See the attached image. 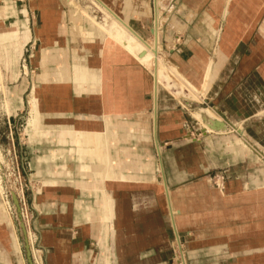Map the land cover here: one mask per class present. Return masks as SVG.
Wrapping results in <instances>:
<instances>
[{"label": "crops", "instance_id": "obj_1", "mask_svg": "<svg viewBox=\"0 0 264 264\" xmlns=\"http://www.w3.org/2000/svg\"><path fill=\"white\" fill-rule=\"evenodd\" d=\"M7 1L0 4L26 17L18 0ZM65 1L39 0L32 10L36 113L28 126L50 140L29 129L27 151L15 143L35 183L27 199L45 264H171L177 240L187 264H264V0H185L190 10L178 13L182 20H195L206 3L197 17L205 29L199 33L198 21L167 55L195 87L208 70L210 105L260 153L235 143L223 161L215 158L226 169L219 189L201 178L212 167L198 144L179 140L183 119L175 99L162 90L153 97L149 72L115 56L118 49L93 31L96 39L83 44L70 18L86 20ZM95 1L144 40L152 36L147 0H128L125 10V0ZM157 29L167 41L162 25ZM17 36L0 25L2 59L13 54ZM14 72L16 80L7 82L17 81ZM58 87L65 94L57 95ZM24 91L14 116L24 108ZM69 137L80 142L66 143ZM10 222H0V264H28L19 222Z\"/></svg>", "mask_w": 264, "mask_h": 264}, {"label": "rangeland", "instance_id": "obj_2", "mask_svg": "<svg viewBox=\"0 0 264 264\" xmlns=\"http://www.w3.org/2000/svg\"><path fill=\"white\" fill-rule=\"evenodd\" d=\"M38 1L39 0H18V3L21 4L20 8L23 7L26 13V17L23 18L20 17L18 18L17 16V13L20 11V9L16 11L12 7L9 8L8 4L5 9H0V25H3V27L8 30L18 32V36L15 39H13L14 41L12 43L15 52L13 54L15 55L14 57H16V60L13 63L12 71L14 72L15 70H17V73L19 74V77L16 82H7L6 80H9L7 78H9L10 72L5 70L4 68L0 69L1 70L0 73V85H1L0 86V185L2 187V191L0 194V206H3V210H4L3 212L6 218L5 223H7V226L10 225L11 223L10 218L13 221V223L16 225L18 219H17L15 207L12 203L11 193H14L17 196V198H19L18 199L19 205L23 210V216H24L23 222L25 221L27 230L29 232L33 254L35 257L34 258L35 262H37V264H45L44 256H43L44 253L43 251H41L42 249L40 248L39 245V237L33 228L34 216L31 211L29 201L27 199V195L35 191V187H34L35 183H33V180L31 179V173H32L31 169L29 168L27 162L20 157V150L17 148L15 144V143H21V145H23V147L25 148V151H27L25 145L27 143L28 134H29L28 132L30 131L29 129H31L28 126V121L29 119H31L32 116V114L30 113L31 110L29 103L31 98L30 93L34 86V83L32 84L33 76H35L36 73L35 68L32 64V59L35 56V45H36V42L34 41L32 35L34 31L33 29H34V21H35V15L32 10H34V12L36 11ZM126 1L128 2V0L122 1L123 2L122 4H124L122 5L123 10H125V8H127L128 6V3H125ZM7 2H9V0ZM184 2L185 0H147V3H145L151 15L153 16L152 26L154 27L155 24L154 13L157 12L158 13L157 25L159 26V27L157 26V28L160 29L162 25L164 34L168 36L167 41H162L161 39H158V37L156 39L158 44L157 45L158 56L160 57L162 62L166 64L165 65L166 68L168 66H173L170 62H168L167 55L169 54L170 51H175L182 47L187 37V34L189 35V31L192 30V26L196 25L198 21H201V27H200L201 29L199 33L200 34L203 33V30L205 29L204 26L205 22L202 21V19L201 20L198 19L197 17L202 16L201 13H203V11L206 9V3H204L199 9H197L198 12L197 10H195V17L198 15L195 18V20H188V19L182 20L181 15L178 13L185 12L186 10H190L188 9L189 5L187 7V5ZM65 6L67 7V10H69L70 12L71 7L66 3V1H65ZM77 6L78 9L79 7L83 9L85 6H88V9L90 10L89 12L92 15H94V17H96L97 20L100 23H102L105 28L109 27L112 24L110 19H107L105 17L104 13L99 11L98 13L95 12L96 9L94 8V6L91 5L90 0H78ZM0 8H1V4H0ZM102 16L107 19V22L104 20L103 23L101 20H99ZM176 16L179 17L180 20L177 19ZM70 20L75 28V31L78 30L82 34L81 38L83 44H85L86 41H91L93 39H96L95 37L92 36L93 27L90 24H88L86 21L81 20L80 22H78V24H75L71 18ZM13 21H17V24H15L14 26L11 25ZM152 40H153L152 36L148 35L147 39H145L144 41L151 44L153 43ZM79 41H81V39ZM101 46L106 47L104 43H101ZM106 55L108 57L109 53H107ZM129 60L132 61L131 58ZM17 63H19L18 68L14 67L17 65ZM62 72L64 74L66 73V71L64 70H62ZM26 86L27 88L24 91ZM56 89H57L56 91L57 95L65 94L64 88L58 87ZM48 90H49V85L46 83V86L43 90L44 95L49 96ZM52 90L54 91L55 88L53 87L50 89V91ZM23 91H24L23 94L24 108L18 112V116H14V111L16 107L18 108L21 107V99H22L21 94ZM199 98L202 99V102L200 104L181 98L180 95L178 94L174 98L178 104L179 110L182 113V119H183L181 121L182 122L181 129L183 133L179 140H183L184 143L187 141L189 143L196 142L198 144V147L200 148L199 151L200 152L202 151L203 153L202 157H203V161H205L204 163L206 168L208 167L207 166L208 162H209V166L212 167L209 171L206 170L204 173H202L201 178L204 180L205 186L209 185L211 187L219 189L220 187H222V183L225 178L226 169L222 167V163L216 164L214 162L215 158L219 160L220 157L221 161H223L225 158L222 155L225 153V151L227 152L228 149L231 148V146L236 143L235 138H241L240 137L241 132L234 126L230 125L224 119V117L220 116L217 111L215 112V110L214 112L216 113L217 117L220 119L219 122L222 123V125L223 124L224 125L221 126L220 129L216 128L214 131H206V129L203 130V126L201 125L200 121L194 117V114L198 112L197 107H204V106L212 107V106L210 105L206 96L199 95ZM215 122L216 124H219L217 121ZM31 130L33 131V129ZM177 134L179 135L178 131L171 132V135H177ZM32 137L48 140V138L40 137L39 134L38 135L35 134L34 131L32 133ZM216 138L217 139L223 138V141L225 140L226 141L225 142L222 141L218 143L216 141ZM79 142H80L79 138L77 137L76 138L69 137L68 140L66 141V143H79ZM167 143H175V142L169 140ZM243 143H245V141H243ZM247 147L250 154L256 155L257 150L252 143H248ZM257 155L259 156L260 153L257 152ZM259 159L261 158L259 157ZM156 175L159 178L158 181H160L161 175L158 170L156 171ZM105 200H104L105 202L107 203L109 202L108 204L110 205V208H112V201L110 197H108V195ZM173 213L175 212H172V214ZM7 214L9 215L10 218L8 217ZM104 220L107 221L106 216H104ZM10 229L11 227L9 228V230ZM7 234L12 238V241H14L13 243H15V239H14L15 237L13 235V232L10 231ZM182 246L183 244L181 243L180 245L178 240L176 243H174V247L172 251L173 258L170 261L171 264H181L180 263L181 258H183L184 263L187 264L185 260V253L184 250L182 249Z\"/></svg>", "mask_w": 264, "mask_h": 264}, {"label": "bare ground", "instance_id": "obj_3", "mask_svg": "<svg viewBox=\"0 0 264 264\" xmlns=\"http://www.w3.org/2000/svg\"><path fill=\"white\" fill-rule=\"evenodd\" d=\"M66 1L71 7L70 12H72V15L76 14V15L82 16L93 27V32L96 35H99L100 37L104 38V42L106 43V45L113 46L118 49L116 52L114 51L115 56L117 55V52H118L121 56L124 55V56H127V58H131L132 60H134L139 66L144 68V70L145 69L148 70L149 75H151L152 77V88L151 89H152L153 97H155V94L157 93L158 89H160L163 92H165L167 95L173 98H175L176 95L178 94L180 95L181 98L190 100L192 102L199 103V104L202 102V99L199 98V95L205 96V92H206L209 78H210L208 70L206 69L204 71L200 85L195 87L191 85L187 81V79H185V77H183L181 73L174 66H168L167 68L165 67L166 64H164L162 60L160 59V57L158 56V47H157L158 44L156 41L157 34H158V30H157L158 13L157 12H155V15H154L155 24H154V28L152 29V39H153L152 42L153 43L150 44L144 41L143 39H141L135 32H133L132 29L129 28V26H127L128 24L126 25V23L118 19L114 15V13H112L110 9L109 10L104 9L102 7L104 5L101 4L102 2L98 3L95 0H90L91 5L94 6V8L96 9L95 12L98 13L99 11V12L104 13L105 17L107 19H110V21L112 22V24L106 28L104 27L102 23H100L97 20L96 17H94V15H92L89 12L90 10L88 9V6H85L83 9L79 7L78 9V6H77L78 0H66ZM0 9H5V6L1 4ZM103 16L99 20H101L102 22L105 20L107 22V19L104 18ZM0 50H1V43H0ZM13 53L15 52L13 51ZM5 55H6V58L4 57L3 59L1 58V55H0V69L4 68L5 70H9L10 76L7 79L14 81L16 80L17 74L16 72H13L12 69L10 71L9 65L15 62L16 57H14L15 56L14 54H11L10 57L8 56L7 53ZM79 72H81V69L79 70ZM0 73H1V70H0ZM35 93H36V85L34 84L32 91L30 93L31 98L29 102L30 107H31L30 113L32 114L31 118H33L34 116L35 107H36L35 98H34ZM197 108H198L197 109L198 112L194 114V117L200 121L201 125L203 126V130L206 129V131H214L216 128L220 129V127L224 125V124L222 125V123L219 122L220 119L217 117L215 113L216 110L214 112V108L209 107V106L208 107H205V106L197 107ZM215 121H217L219 124H216ZM28 124H30V121L28 122ZM235 142L236 144L241 145L243 148L247 147L245 143H243L242 140L239 138H235ZM1 191H2V187L0 185V194H1ZM3 211H4L3 206H0V222L6 221L5 214ZM180 263L185 264L182 258L180 260Z\"/></svg>", "mask_w": 264, "mask_h": 264}, {"label": "water", "instance_id": "obj_4", "mask_svg": "<svg viewBox=\"0 0 264 264\" xmlns=\"http://www.w3.org/2000/svg\"><path fill=\"white\" fill-rule=\"evenodd\" d=\"M11 199H12V203H13V205L15 207L17 219H18V222H19V227H20V230L22 231V235H23V238H24V244H25L24 248H25L28 264H33L31 249H30V246H29L28 238H27V231H26L25 224H24V222L22 220L21 207L19 205V200H18L17 196L14 193H11Z\"/></svg>", "mask_w": 264, "mask_h": 264}, {"label": "built area", "instance_id": "obj_5", "mask_svg": "<svg viewBox=\"0 0 264 264\" xmlns=\"http://www.w3.org/2000/svg\"><path fill=\"white\" fill-rule=\"evenodd\" d=\"M21 215H22V220H23V210H22V208H21ZM24 224H25V227H27L26 226V223H25V221H24ZM29 246H30V249H31V254H32V261H33V264H37V262H35V259H34V254H33V249H32V244H31V241L29 240Z\"/></svg>", "mask_w": 264, "mask_h": 264}]
</instances>
